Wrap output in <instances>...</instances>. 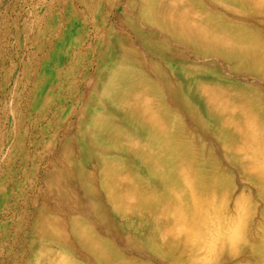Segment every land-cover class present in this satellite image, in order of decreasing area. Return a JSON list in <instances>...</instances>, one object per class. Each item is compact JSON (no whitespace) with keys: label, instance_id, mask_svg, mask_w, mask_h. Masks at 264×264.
Wrapping results in <instances>:
<instances>
[{"label":"bare ground","instance_id":"1","mask_svg":"<svg viewBox=\"0 0 264 264\" xmlns=\"http://www.w3.org/2000/svg\"><path fill=\"white\" fill-rule=\"evenodd\" d=\"M33 28L31 145L62 137L25 264H264V0H55Z\"/></svg>","mask_w":264,"mask_h":264},{"label":"rangeland","instance_id":"2","mask_svg":"<svg viewBox=\"0 0 264 264\" xmlns=\"http://www.w3.org/2000/svg\"><path fill=\"white\" fill-rule=\"evenodd\" d=\"M54 1L55 0H0V264L26 263L27 257L25 256L23 258L17 254H19V248L28 252V246L25 243L23 244V242L21 244L19 243L20 245L16 242L26 234L29 240H31L32 237L35 238L36 235L33 233L31 237V234L38 224L39 216L45 213L46 207L51 206L46 198L47 185L51 174L50 171L54 168L51 166L50 160H53L54 157L59 159L61 156L60 139L62 134H59L54 150L50 154L41 149L35 150L32 147L31 143L32 141L35 142L36 138H43L46 140L50 137L36 136L37 131H34L30 126L29 122L34 121L38 116L31 115L26 106V94L29 92L31 86L24 92L20 82L24 69L30 66L34 57L35 29L33 28V20L35 12L39 9L41 10V8L45 9L52 6ZM80 24L85 28V23L83 24V22L80 21ZM16 28H19V33H16ZM85 30L86 32L88 31L87 28H85ZM92 38V35H90L88 41H91ZM178 47L185 54L188 53L181 45H178ZM201 58L204 61L219 60V58L214 55ZM93 61H95V59H93ZM93 66L89 69L88 74L90 76L95 71V67ZM223 66L220 68H223L228 76L236 80L238 76L242 75L244 77H249V74L246 75V73H244L240 75V73ZM86 86L87 84L83 85V90H85ZM69 105H71V102H68V106ZM202 114L204 115L207 125L212 129V132L218 134L220 126L218 123H213L207 119L203 104ZM20 119H23L25 123L19 124L18 120ZM75 119V116H72L68 119V122L72 123ZM183 120L188 131H192L189 127L191 125L189 123V118L184 115ZM42 125L44 126L46 123H42ZM52 132L53 129L51 127L50 133L52 134ZM18 135L20 138L22 137V146L16 147ZM228 169L229 175L233 179V184H235L237 188H239L240 185H244V182L241 180V174L237 173L233 166H228ZM37 173L39 174L37 175ZM91 176L96 175L93 174ZM95 184H97V180ZM32 188L33 190H31ZM250 189L254 191L253 188ZM256 202L259 207L264 206L260 200ZM142 215L143 214L140 216ZM140 216L138 218H142ZM135 222L139 223L137 219H135ZM20 227L21 231H19ZM150 230L152 232L154 228L150 227ZM5 237L6 240H4ZM36 240H38L37 237ZM2 242H4V244ZM153 257L157 258L156 255H153ZM159 260L164 264H172L167 260Z\"/></svg>","mask_w":264,"mask_h":264}]
</instances>
